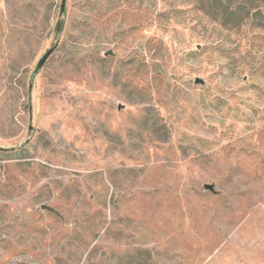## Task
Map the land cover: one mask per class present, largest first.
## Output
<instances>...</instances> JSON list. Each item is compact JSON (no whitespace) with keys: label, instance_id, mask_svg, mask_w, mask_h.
Masks as SVG:
<instances>
[{"label":"rangeland","instance_id":"374dc122","mask_svg":"<svg viewBox=\"0 0 264 264\" xmlns=\"http://www.w3.org/2000/svg\"><path fill=\"white\" fill-rule=\"evenodd\" d=\"M222 2L0 0V264H264V0Z\"/></svg>","mask_w":264,"mask_h":264},{"label":"trees","instance_id":"16d2710c","mask_svg":"<svg viewBox=\"0 0 264 264\" xmlns=\"http://www.w3.org/2000/svg\"><path fill=\"white\" fill-rule=\"evenodd\" d=\"M215 2L218 3V10H214L213 14L220 15L219 17L223 25L230 21L234 26H239L242 23L239 13L245 11L248 14V10L244 6L232 8L223 3L222 0H215ZM257 25L264 26V23H258Z\"/></svg>","mask_w":264,"mask_h":264},{"label":"water","instance_id":"95a60500","mask_svg":"<svg viewBox=\"0 0 264 264\" xmlns=\"http://www.w3.org/2000/svg\"><path fill=\"white\" fill-rule=\"evenodd\" d=\"M65 0H61V5L60 8L61 10L63 9V5H64ZM49 51H47L38 61L37 63V67H39L41 65V63L44 61V59L46 58V56L48 55Z\"/></svg>","mask_w":264,"mask_h":264}]
</instances>
